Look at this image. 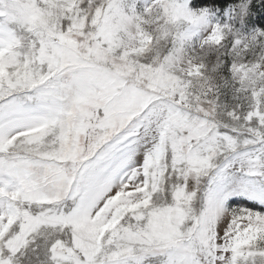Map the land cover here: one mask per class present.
Masks as SVG:
<instances>
[{"label": "snow or ice", "instance_id": "6c2138e0", "mask_svg": "<svg viewBox=\"0 0 264 264\" xmlns=\"http://www.w3.org/2000/svg\"><path fill=\"white\" fill-rule=\"evenodd\" d=\"M140 3L0 0V264H264V31Z\"/></svg>", "mask_w": 264, "mask_h": 264}, {"label": "rangeland", "instance_id": "374dc122", "mask_svg": "<svg viewBox=\"0 0 264 264\" xmlns=\"http://www.w3.org/2000/svg\"><path fill=\"white\" fill-rule=\"evenodd\" d=\"M184 2V0H181ZM193 0H187L190 10L199 13L201 10L207 9L209 12L210 22L220 25H231L235 32L241 36H252L257 32L264 31L255 25V15L250 10L251 0L240 1L238 4L227 8L226 10H212L208 8L196 9L192 5ZM145 3L150 4L151 0H141L138 5V11H143Z\"/></svg>", "mask_w": 264, "mask_h": 264}, {"label": "trees", "instance_id": "16d2710c", "mask_svg": "<svg viewBox=\"0 0 264 264\" xmlns=\"http://www.w3.org/2000/svg\"><path fill=\"white\" fill-rule=\"evenodd\" d=\"M240 1L245 0H193L192 5L196 9L208 8L223 11ZM250 10L255 15V25L264 29V0H251Z\"/></svg>", "mask_w": 264, "mask_h": 264}]
</instances>
